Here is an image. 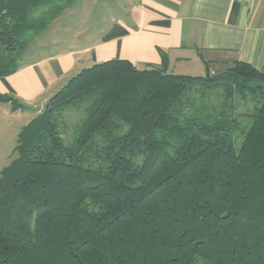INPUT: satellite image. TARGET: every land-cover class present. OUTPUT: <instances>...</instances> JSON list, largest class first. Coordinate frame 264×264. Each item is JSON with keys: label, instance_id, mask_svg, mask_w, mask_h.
<instances>
[{"label": "trees", "instance_id": "16d2710c", "mask_svg": "<svg viewBox=\"0 0 264 264\" xmlns=\"http://www.w3.org/2000/svg\"><path fill=\"white\" fill-rule=\"evenodd\" d=\"M74 1L0 0L1 80ZM166 64L82 68L20 129L0 171V264H264V73ZM83 101L65 144L57 115Z\"/></svg>", "mask_w": 264, "mask_h": 264}, {"label": "crops", "instance_id": "0c3cea01", "mask_svg": "<svg viewBox=\"0 0 264 264\" xmlns=\"http://www.w3.org/2000/svg\"><path fill=\"white\" fill-rule=\"evenodd\" d=\"M116 8L81 47L28 61L0 79V94L30 109L29 121L70 77L109 59L143 70L162 68L165 56L168 73L193 76L240 61L264 73V0H117Z\"/></svg>", "mask_w": 264, "mask_h": 264}, {"label": "rangeland", "instance_id": "374dc122", "mask_svg": "<svg viewBox=\"0 0 264 264\" xmlns=\"http://www.w3.org/2000/svg\"><path fill=\"white\" fill-rule=\"evenodd\" d=\"M116 7L117 0L74 1L31 41L23 62L27 63L71 47H81L95 38L98 32L108 25L111 17L117 16ZM212 100L216 101V97ZM10 104L0 102V171L17 157L18 154L14 152L17 134L31 120L28 121L30 109L23 108L24 111H19ZM236 106L238 113L249 112L253 103L237 98ZM85 107L86 102L83 101L78 106L64 108L57 115L58 128L65 144L74 142L79 125L86 115ZM240 141L241 139L237 141L236 148L239 147ZM197 264L205 263L198 259Z\"/></svg>", "mask_w": 264, "mask_h": 264}, {"label": "built area", "instance_id": "2783aa9c", "mask_svg": "<svg viewBox=\"0 0 264 264\" xmlns=\"http://www.w3.org/2000/svg\"><path fill=\"white\" fill-rule=\"evenodd\" d=\"M210 74L213 75L215 74V72L213 70H210Z\"/></svg>", "mask_w": 264, "mask_h": 264}]
</instances>
